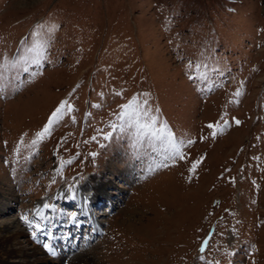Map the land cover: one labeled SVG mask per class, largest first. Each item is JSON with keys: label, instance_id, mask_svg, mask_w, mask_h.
<instances>
[{"label": "rangeland", "instance_id": "374dc122", "mask_svg": "<svg viewBox=\"0 0 264 264\" xmlns=\"http://www.w3.org/2000/svg\"><path fill=\"white\" fill-rule=\"evenodd\" d=\"M102 179L77 261L264 264V0H0V221Z\"/></svg>", "mask_w": 264, "mask_h": 264}, {"label": "bare ground", "instance_id": "6f19581e", "mask_svg": "<svg viewBox=\"0 0 264 264\" xmlns=\"http://www.w3.org/2000/svg\"><path fill=\"white\" fill-rule=\"evenodd\" d=\"M130 173V172H129ZM108 181V182H107ZM98 180L99 184H92L90 187L92 190L90 193H84L82 197H80L77 201L76 207L77 209L83 213H89L88 219L90 218L91 224L94 230V233L98 231L100 221L98 220L96 214L91 211L90 207L98 206L101 201L104 200H110L111 194H114L113 192H106L107 188L106 185H114L115 183L111 180ZM132 182V181H131ZM130 183V181H128ZM89 184V183H88ZM112 187V186H111ZM106 192V193H105ZM115 195V194H114ZM16 195L15 194H7L1 195L0 197L3 198L6 202H2L0 212L3 213L7 209H11L12 206L10 202L16 201ZM77 196V195H76ZM67 195L63 196L64 201L62 204L67 203ZM94 198H97V201L95 202L96 205L91 206V202ZM66 201V202H65ZM105 204V203H104ZM114 201H109V206L111 209H113ZM71 207V206H70ZM78 212V211H77ZM80 212L76 214H80ZM70 213V212H69ZM102 215V214H101ZM108 215V214H107ZM77 216V215H76ZM81 216V215H80ZM60 217V216H59ZM74 216H72L73 218ZM133 217V218H132ZM39 218V217H38ZM140 217L136 214L130 216L128 218L129 221L137 220ZM82 220V219H81ZM127 221V220H126ZM19 218L16 217H8L3 221H0V248H1V254H0V264H102L101 261L98 260L96 257V253H92V255L89 254L88 257H86L85 253H83V259L84 261H77L78 259L82 258L80 256H75V249H69L65 245L57 244V239L60 240L61 236L55 235L54 242L56 243L57 247L61 248H54L52 244H45L42 245V247L39 246V240L37 238L33 237H27V232L24 228H22L19 224ZM73 223V220H71L70 224ZM78 223V221H76ZM90 224V222L86 221L85 224ZM127 223V222H126ZM137 223V222H136ZM131 224V223H130ZM64 227L67 226L63 225ZM78 227V226H77ZM132 227V226H130ZM138 228V227H137ZM91 229V228H90ZM132 229V228H130ZM62 233L65 232V229L60 230ZM136 232V230H133ZM41 232V231H39ZM77 232V231H76ZM66 233V232H65ZM59 234V233H57ZM67 235V234H66ZM51 237V236H50ZM66 246V247H65ZM74 247V245H73ZM61 249V251H60ZM63 250V251H62ZM64 250L71 251L70 253H67ZM79 252V251H78ZM95 254V255H94ZM87 262V263H85Z\"/></svg>", "mask_w": 264, "mask_h": 264}]
</instances>
